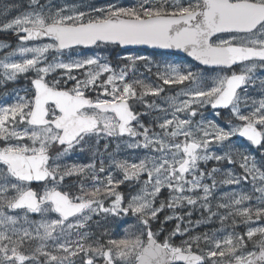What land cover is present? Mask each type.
Wrapping results in <instances>:
<instances>
[{
  "label": "snow or ice",
  "instance_id": "snow-or-ice-1",
  "mask_svg": "<svg viewBox=\"0 0 264 264\" xmlns=\"http://www.w3.org/2000/svg\"><path fill=\"white\" fill-rule=\"evenodd\" d=\"M0 16L18 41L0 43V86L29 80L0 103V264H264V0Z\"/></svg>",
  "mask_w": 264,
  "mask_h": 264
},
{
  "label": "rangeland",
  "instance_id": "rangeland-1",
  "mask_svg": "<svg viewBox=\"0 0 264 264\" xmlns=\"http://www.w3.org/2000/svg\"><path fill=\"white\" fill-rule=\"evenodd\" d=\"M44 2H47V0H44ZM65 2H67L68 4H76V5H87L90 3H96V4H102L105 2V0H53L54 4H64ZM125 3H128L127 0H124ZM28 4V0L27 1H22V0H0V13H3L5 9H7V18L11 19L14 16L18 15L20 12L24 11L27 7ZM12 6V7H9ZM18 6V7H17ZM87 11V8L85 7V9ZM0 18H3L2 16H0ZM0 43H7V44H11L13 47H16L18 45V42L15 40V38L13 37V33L11 32H0ZM7 51V49H0V58H2L4 52ZM81 53V58L86 57V56H90V55H99L101 57H105V58H109V51L104 50V48H100V49H95L94 51H89V52H83V51H78ZM139 54L142 55H148L150 56L154 61H159V62H163L165 59L171 61L173 59L170 58H165V57H161V56H153L151 53H147V52H143V51H136ZM75 58V53H73V57ZM117 56L113 53L110 56V60L111 63L114 64L113 66H116L117 64ZM119 67H123V65H120ZM119 67L117 68V71H119ZM137 72H143L146 73V70L143 66L139 67L137 69ZM76 74H79L78 72ZM29 85V81L27 79H25L24 76H20L19 79L16 82H10L9 85L7 87L4 86H0V103H4L7 100V94L11 93L13 91V89H23L25 87H27ZM175 90H169L168 92H166V95H174L175 94ZM211 112L212 110L209 108L208 109V113L207 115H209V117H211ZM226 115V113H225ZM219 120V118H217ZM220 123H224V121H220ZM237 143H239V141H237ZM114 147V145H113ZM122 156H127L129 155V150L124 149L121 152ZM73 159L76 160H83L85 162H87V157L84 155H77V156H73ZM122 187V191L127 194L129 189L126 186H121ZM167 195V193H165V196ZM197 219H200V212L196 211L194 212L193 216H192V220L195 221ZM161 220H163V214L161 215ZM129 222L133 223L132 220H129ZM168 226L167 229H171L172 227H174V223L173 222H168ZM157 228H159V225H156ZM221 227V225L219 224L218 221H214L211 223H205L202 224L196 231L199 233H204V232H212L214 230H217ZM93 229H96L95 224H93ZM98 231V229H96ZM231 230V229H230ZM237 231H244L246 230L244 228L243 225H239L236 228ZM99 232V231H98ZM167 234V233H165ZM177 243H179V239L177 240Z\"/></svg>",
  "mask_w": 264,
  "mask_h": 264
},
{
  "label": "water",
  "instance_id": "water-1",
  "mask_svg": "<svg viewBox=\"0 0 264 264\" xmlns=\"http://www.w3.org/2000/svg\"><path fill=\"white\" fill-rule=\"evenodd\" d=\"M137 49H145V48H137ZM146 50H151V51H154V52H164V51H166V50H153V49H146ZM181 55H184V54H181ZM188 59H191V58H188ZM101 264H103V262L101 263Z\"/></svg>",
  "mask_w": 264,
  "mask_h": 264
},
{
  "label": "trees",
  "instance_id": "trees-1",
  "mask_svg": "<svg viewBox=\"0 0 264 264\" xmlns=\"http://www.w3.org/2000/svg\"><path fill=\"white\" fill-rule=\"evenodd\" d=\"M128 2H130V0H128ZM168 224H169V223H167V224L165 225L166 228H167ZM125 228H126V226L124 227V229H125ZM98 231H100V230L98 229ZM123 232H124V230H123ZM123 232H121L120 234L122 235ZM177 240H178V239H177Z\"/></svg>",
  "mask_w": 264,
  "mask_h": 264
},
{
  "label": "flooded vegetation",
  "instance_id": "flooded-vegetation-1",
  "mask_svg": "<svg viewBox=\"0 0 264 264\" xmlns=\"http://www.w3.org/2000/svg\"><path fill=\"white\" fill-rule=\"evenodd\" d=\"M15 38V40L17 41V37L13 36ZM159 56V55H158ZM164 57V56H163ZM165 58H170V59H174V57H165ZM114 65V64H113ZM122 190V187H121Z\"/></svg>",
  "mask_w": 264,
  "mask_h": 264
}]
</instances>
